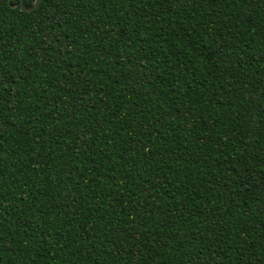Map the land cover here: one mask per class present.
<instances>
[{
	"label": "trees",
	"instance_id": "1",
	"mask_svg": "<svg viewBox=\"0 0 264 264\" xmlns=\"http://www.w3.org/2000/svg\"><path fill=\"white\" fill-rule=\"evenodd\" d=\"M262 212L264 0H0V264H264Z\"/></svg>",
	"mask_w": 264,
	"mask_h": 264
},
{
	"label": "snow or ice",
	"instance_id": "2",
	"mask_svg": "<svg viewBox=\"0 0 264 264\" xmlns=\"http://www.w3.org/2000/svg\"><path fill=\"white\" fill-rule=\"evenodd\" d=\"M46 2H47V0H46ZM51 3L52 4H59L60 3V0H51ZM33 4H34V6L40 5L41 4V0H38V2H37V0H33ZM174 43H176V44L179 45V48L177 49V51H182L183 48L185 47V45L188 42L182 36H180L179 34H177V36L174 38ZM259 46L260 45H258V47ZM261 215H264V212H262ZM261 259H264V256H262Z\"/></svg>",
	"mask_w": 264,
	"mask_h": 264
},
{
	"label": "water",
	"instance_id": "3",
	"mask_svg": "<svg viewBox=\"0 0 264 264\" xmlns=\"http://www.w3.org/2000/svg\"><path fill=\"white\" fill-rule=\"evenodd\" d=\"M38 2V0H37ZM38 5L34 6V4L31 6V7H25L24 6V0H19V7H20V10L23 11V12H30V11H33Z\"/></svg>",
	"mask_w": 264,
	"mask_h": 264
}]
</instances>
